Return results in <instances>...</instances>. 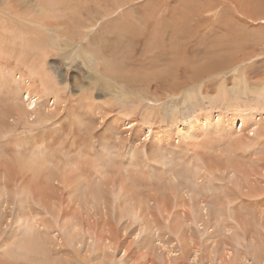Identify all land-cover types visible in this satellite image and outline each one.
Segmentation results:
<instances>
[{"label":"rangeland","instance_id":"374dc122","mask_svg":"<svg viewBox=\"0 0 264 264\" xmlns=\"http://www.w3.org/2000/svg\"><path fill=\"white\" fill-rule=\"evenodd\" d=\"M0 39V73L47 71L58 91L42 95L40 113L13 121L11 99L0 93V264H172L166 249L175 245L177 264L195 255L199 264H264V126L234 162L198 143L187 148L204 159L194 187L179 178L185 157L174 156L179 167L167 179L156 152L176 148L177 128L200 109L264 113V0H0ZM25 136L67 179L77 169L72 178H85L101 203L87 190L85 207L55 170L26 167L33 148H21ZM176 181L190 191L187 201L192 190L210 209L208 232L175 204ZM17 189L25 190L22 218L13 215ZM235 211L240 226L231 228ZM33 219L38 228L28 229Z\"/></svg>","mask_w":264,"mask_h":264},{"label":"bare ground","instance_id":"6f19581e","mask_svg":"<svg viewBox=\"0 0 264 264\" xmlns=\"http://www.w3.org/2000/svg\"><path fill=\"white\" fill-rule=\"evenodd\" d=\"M190 11H191V9H190ZM190 11L188 10V13ZM174 13H173V15H174ZM173 18H175V17H173ZM178 20H180V19H178ZM175 22H177V21L175 20ZM23 37H25V36H23ZM11 39H12V37H11ZM19 40L22 41L23 39L18 38V41ZM27 40H28V38H27ZM0 41L2 42L1 39H0ZM21 41H19V42L21 43ZM26 45H28V43ZM0 48H1V45H0ZM43 56H45V54H43ZM28 74L30 76H27L25 73H21V72H8V73L1 72L0 73V93L3 96H7L9 99H11L10 107H12V111H13L12 115H15V118L11 117L12 121L15 119L21 120L24 117H27V119H28L29 116L40 113V106L45 104V103L41 104L43 102L42 95H50L49 94L50 92L57 91V89L54 88L55 83L47 71H45V72H28ZM35 78L39 82L40 88H38V86L34 82H31V81H34ZM22 97H23L24 101L22 100ZM190 98H192V97H190ZM218 99L219 100L225 99L224 90H220ZM2 102H6V100L3 99ZM56 105H57V103H56ZM231 105L232 104L226 105V106H228L226 108V111H223L221 109L222 107L221 108L215 107L214 109L209 108V109H205V110L204 109L198 110L196 115L197 114H199V115L196 116L195 119H193V122L182 124V127L185 128V131L180 129V128H177V131H178L177 133L180 132V135L176 136L177 141L174 139L171 143V145H173L174 143L177 142L178 146L176 148H171V150L169 152H166V153L163 152L164 148H162V147L157 148V150H156V152L158 153L157 160L159 161L161 166L166 168L167 174H168L167 179H169L173 175L170 167L175 168V169L176 168L178 169V167H179L178 162L181 159L174 157L177 155L178 157L179 156L185 157L184 162L186 163L181 168V174L179 175V178L184 182H187V180H188L190 182V187H194L198 183L199 174L201 172V168H199V167H202V160H204V159H202V157L199 156V154L194 155L195 153L192 155V156H194L193 158H191L192 156H190V157L187 156L188 155L187 154V151H188L187 148L191 149V147L195 148L196 146H198V148L202 147V148L209 149L210 151L205 150V152H208V153L214 154L218 151L223 155L228 154L229 157H226V156L225 157L227 159L232 160L233 162H234V159L238 160L239 157L240 158L244 157L243 155L238 156L236 153L237 151H244V148L246 151V150L252 148L253 145H250V144L247 145L246 144L247 141L245 138L250 140L252 137H255L257 139V137L259 136V132H260L261 128L264 126V123H263L264 122V113H259L258 111L254 110V109L248 110V111H242V110L240 111L238 108H236V107L234 108ZM51 106H53V104H51ZM47 112H49V111L47 110ZM262 112H264V111H262ZM186 120H184V121H186ZM194 124H195V127L198 128L197 130L194 129ZM4 129H5V127L3 125L0 126L1 132H3ZM245 133H247V135H245ZM150 137H154V135L150 134ZM154 138H155L154 141H156V142L157 141H160L163 143L165 142V140L163 141L162 139H160L156 136ZM168 138H169V136H168ZM255 138H253V139H255ZM32 140L33 139L31 137L28 139V137H26V136L21 138V141H22L21 148H26V147L27 148H30V147L33 148V153L31 155H27L29 157L24 162L26 167L31 168L40 174L42 173V175L44 174L43 172H45V171L50 172V171L55 170L56 173L58 174L57 176L59 177L58 180L60 181V182L57 181V184H60L63 187V189H66L69 197H72L74 200H77L80 198L82 201V204L84 206L89 205V202H87V200L92 198V197H90V196H92V194L94 195L93 197L96 198V201L98 202V204L101 203L103 198L100 196V194L97 190H95L94 188L92 189V191H91V188L86 189L88 186L84 184L85 178H83V179L79 178L80 180L77 179L78 177H76V176H73L74 178H72L71 173L73 172L74 168L73 169L69 168L70 166L67 167L68 166V164H67V166H65V167L69 168V170L71 171V173H69V179H67L66 174L62 170H58L56 166H53L51 163V160H48L47 157H45V156H47L48 149H45L44 151H39L38 150L39 147H37V146L39 145L40 142L35 141L36 143H34V140L33 141ZM204 141H207V142H205V144H203ZM190 143H192V145ZM215 143H217L218 145L214 146ZM195 144H197V145L195 146ZM181 145H182V147L180 148ZM98 146L100 147V143L98 144ZM198 152H199V150H198ZM141 154H143V153H141ZM146 154L147 153L145 152V155ZM107 155H108V151H107ZM199 157H201L202 160H200ZM24 158H26V157H24ZM108 159H106V160H108ZM237 160H235V161H237ZM59 161H61V160H59ZM72 162H73V160H72ZM109 162H110V160H108V163ZM69 163H70V161H69ZM77 164H78V162H77ZM195 164H197V165H195ZM203 164H204V162H203ZM190 167H193V169L194 168L196 169V172H194L192 174L193 179H191V175H189L190 178L184 177L185 172H191L189 170ZM75 170H77V169H75ZM75 170H74V172H76ZM92 170H93V168H92ZM120 170H122V172H124L127 175V167L122 165V167L118 168V171H120ZM226 170L228 171L227 172L228 177H230L231 179H235L236 177H238V172L236 171L235 166L227 165ZM29 172H31V171H29ZM216 172H219V171H216ZM99 174H100V171H99ZM32 175H33V173H32ZM97 175H95V176L97 177ZM247 175H249V173H247L246 176ZM45 176H47V175H44V177ZM66 182L68 184H66ZM176 183H177V184H175L176 190L174 191V193L172 195L173 200H174L175 204H177V205L182 204L183 207L187 208L190 215H191V218L189 219L191 222L189 220L183 221L184 225H189L188 224V221H189L190 224L192 223L193 225H196L197 227L198 226L201 227L200 232L201 231L202 232H208L212 227V219H211V215H210V213H211L210 209L207 206L203 205L199 201L198 195L193 193L192 190H191V193H190V195L188 197V201H187L182 196V193H184L188 189H186L185 186L181 185L177 181H176ZM234 186H238V183H236ZM0 190H2V189H0ZM3 190H4V197L1 196V194H2V192H1L0 193V199L5 198V196L7 197V195L5 194V191L7 189L5 190V188H3ZM17 190H15L16 192H11L14 196V199H15V197H17L16 198L17 200H15V201H17L16 205H18V206H16L17 210L13 212V215H15L18 218H20V217L22 218V213H20V208L22 207L21 203H22L23 199L22 200H20L21 198L18 199V196H21L25 190H23L22 193H19L21 191H19V190L17 191ZM87 190L91 191V192H89V194L87 193L90 196L85 197L86 195H84V193L87 192ZM160 192H162V191H160ZM25 193L29 194L27 191ZM118 194H119V191L117 193V196H118ZM164 194H166V193L160 194V196H162ZM78 195H80V197ZM11 197H12V195H11ZM121 197L124 199L125 196L123 194H121ZM197 200H198V203H197ZM89 201H91V199ZM96 201H94V202L97 203ZM171 201H172L171 198L165 200L164 205L165 204H171ZM92 203H91V205H92ZM125 203H126V201L123 200L122 204H125ZM85 207H83V208H85ZM93 208H91V209H93ZM118 210L119 209H115V212H118ZM127 211H128L129 215L138 216V210L134 206L128 205ZM230 221L234 223V224L230 223L231 228L240 226L236 211H235V215L232 218H230ZM39 222H40V220H36V219H33L32 221L30 220L29 222H26L29 226L27 228L32 229V227H37ZM214 225H216V223ZM260 228H261V225H260ZM175 235L177 237H179L180 234L175 233ZM70 236H71L72 240L75 238L74 234L72 235V233L70 234ZM155 242H157L159 244L158 240H156V239H155ZM148 243L155 245L156 249L158 250L157 245L154 243V241L152 242V238L148 240ZM178 244L179 245L181 244L180 238H178ZM176 246L177 245H175L174 248H172V249H166L168 251V256L171 257L170 261H172V264H177V261L181 259V256L179 254H177L178 256L176 255V253H177L176 252ZM181 247H182V245H181ZM185 248L186 247H184L183 249H185ZM158 252H159V254L157 255V257H159V259H160V257L165 256L163 253L160 254V251H158ZM186 254H188L187 250H186ZM196 257H197V255H195L194 258L190 261V264H199V259H196ZM123 259L124 258H122V261H123ZM249 264H251V263H249Z\"/></svg>","mask_w":264,"mask_h":264}]
</instances>
